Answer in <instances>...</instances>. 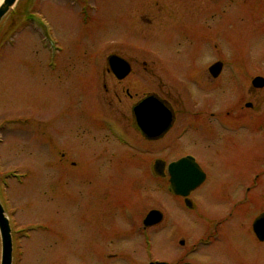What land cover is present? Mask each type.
I'll list each match as a JSON object with an SVG mask.
<instances>
[{
	"label": "rangeland",
	"instance_id": "obj_1",
	"mask_svg": "<svg viewBox=\"0 0 264 264\" xmlns=\"http://www.w3.org/2000/svg\"><path fill=\"white\" fill-rule=\"evenodd\" d=\"M19 1L0 30V200L12 264L193 263L205 255L183 256L194 236L177 246L181 232L172 240L168 231L178 228L170 224L142 227L151 208L177 211L186 230L198 225L178 214L150 164L189 150L208 172L203 191L231 190L237 176L247 185L258 176L251 190L264 191V86L251 85L264 77V0ZM112 52L133 66L120 83L103 71ZM218 59L223 73L210 80L207 67ZM149 90L187 111L245 112V139L205 148L193 129L179 136L177 120L165 138L144 141L130 126V105ZM88 114H101L103 125L91 129ZM263 199L240 208L245 218H229V237L213 243L219 264H264V241L250 227Z\"/></svg>",
	"mask_w": 264,
	"mask_h": 264
},
{
	"label": "flooded vegetation",
	"instance_id": "obj_2",
	"mask_svg": "<svg viewBox=\"0 0 264 264\" xmlns=\"http://www.w3.org/2000/svg\"><path fill=\"white\" fill-rule=\"evenodd\" d=\"M118 53V52H117ZM120 55V54H119ZM128 61V60H127ZM216 61H221V68L218 72H216L215 75L212 74L211 70L209 69V66H211L214 62ZM214 62H212L211 64H209V66L207 67V72L209 74V78L210 80H214L217 79V77L221 74L222 72V66H225L224 62L222 60H215ZM100 66H102V64H100ZM224 68V67H223ZM70 71V70H69ZM105 73L109 72L110 75H112V77L115 79V82L120 83L121 81H123L125 78H127L132 72H133V66L129 61V70L128 72L123 76V77H117L113 71L111 70V67L109 65L108 62H106V65L104 64V70ZM228 72V74L230 75L228 70H225ZM223 73V72H222ZM204 80H206V78H204ZM209 82V81H206ZM210 84V82H209ZM104 88L106 89V84L103 85ZM264 86V84H263ZM192 89V88H190ZM214 89V88H212ZM127 91V90H126ZM206 91V90H202ZM115 95L117 94V91L114 93ZM128 96H131V94L128 93ZM148 95H152V97H158L159 100H162L165 105H167V107H169L171 109V113H172V119L170 122V126L167 127V129H164L165 131H163V133L156 138H145L144 135L137 129L135 128L132 123L133 122H137L139 121L134 113V106L144 97L148 96ZM154 95V96H153ZM250 101H243V105L242 106H251L252 103H250L249 105H247V103ZM179 105V107H178ZM178 107V108H176ZM239 107H241L239 105ZM100 113V112H99ZM89 115V114H88ZM245 112H235L232 109L229 110H225L224 113L222 114V116H218V114H215L214 112H209L206 113L205 111L202 110H196V111H187L184 109L183 107V101L181 100H171L169 97L164 96V94H160L156 91H146L144 92L141 96L137 97L130 105V126L132 127V129H134V131L136 132V134H139L141 136V138L144 139V141H148V142H154L157 140H161L162 138H165L169 132L173 129V127L176 125L177 120H180V132H179V136H183L186 134V132L188 130L193 129L195 132L193 134H197V132H199L198 134L202 136V143L204 145V147L206 148L209 145L213 146H217V144L220 143H225L226 147H228V149H230L231 147V141H232V136H234L235 134H239L241 135V138L245 139ZM90 117H92L94 119V124L93 127L91 129H98L96 124L100 123V125L103 123L100 122V118L102 117V115L100 114L98 117L95 118V115H89ZM237 117L240 118V121L235 122L234 118L237 119ZM116 122H119V119H116ZM239 124V125H238ZM232 125H238L233 127ZM232 126V127H231ZM100 129V127H99ZM239 129H242L241 132H238ZM193 138V137H191ZM189 142H193L194 139H192L190 141V139H188ZM55 145V144H54ZM244 155H245V148H244ZM243 155V163L245 165V156ZM186 158L189 161H193L199 168L200 170L203 172L204 177L199 181V183H197V185L195 187H192L190 189L187 190V193H179V192H175L172 189H170V185H171V172L169 169V164L173 161H177L181 158ZM191 157V158H189ZM157 160H161L162 161V173L161 174H154L152 171V166L155 164V162ZM151 167V172H152V176L155 178H158L162 181V187L164 188L165 193H167V195H169L170 197H172L175 200V209L178 210V214L180 215L179 212L186 214L187 212L190 214V217L186 216L188 218V220H190L189 222L193 225L198 224L197 227L195 226L193 228V230H191V228H189L188 230L184 229V227L187 226V222H184L183 220H181V217H175L176 212H173L174 210H171L170 213H165L163 212V210H160L162 213V217L161 220H159L157 223H154L152 225H148V226H144L142 224V227L144 228H152L158 224L163 223V227L165 228L167 225L170 224L171 228H178L177 229V233L174 232L171 233L169 232V235L171 236V239L173 240L175 238V235H178L181 232V235L176 238L175 240H177V246L180 247H184L186 244V233L187 236L189 237L190 235L194 236L193 237V242H191L185 250L184 255L187 254H191L193 252L195 253H199L202 252V250H204L206 252V254L203 256L200 255V257H197L198 254H194V261L193 263L185 260V261H181L178 260L176 262H171L170 260H166V259H154V261H165L168 262L169 264H219V261H221L219 258L218 260L215 259V253H217V251L215 250L213 243L216 241V239L218 238V240H226L229 237V231L226 228L228 225L227 221L231 218L236 217V215L239 216V218L237 219H242L245 217H242L241 214V209L245 210V206L246 208H249V204L251 203L252 199H254V197H262L264 198V191H254L251 190V188H257L258 185H260L259 181L257 178L258 176L257 173H255L254 176H256L255 178H253V183L251 185H247L245 184V176L240 178L241 176H237L236 178V184L235 186L232 187L231 190L229 189H218V190H207V191H203L205 188V185L207 184L208 181V172L206 170V168L203 167V164L197 159V156L194 155L192 152L185 151L183 154H178L172 158H168V159H164L163 157H154V160L152 161V163L150 164ZM263 173V171H262ZM240 188V190L237 191V189ZM185 188L183 187L181 190H184ZM235 194H239V196H236L234 198ZM217 199V203H219L222 200V204L225 206L224 209L221 211H216V207L214 205V199ZM219 200V202H218ZM264 202V199H263ZM256 211V213L252 216L251 220H250V227L252 229V234L253 236L258 240V241H264V239H259V237L256 235L255 231L253 230V221L256 217V215H259L260 213L264 212V205H262L261 207L257 208V206L253 207ZM153 209V208H151ZM158 209V208H157ZM224 213L225 215L222 218L221 221L216 222V218L214 220H212L211 216H216V214L219 213ZM171 214V215H170ZM242 217V218H240ZM176 218V219H175ZM143 219V218H142ZM243 221H241L242 224ZM227 224V225H226ZM169 226V227H170ZM212 226V227H211ZM209 228V229H208ZM199 230V231H198ZM201 234V235H200ZM197 235V236H196ZM176 246V247H177ZM180 257V256H179ZM179 259V258H178ZM153 261V260H151ZM243 261V260H242ZM150 261H148L149 263ZM241 264H244L241 262Z\"/></svg>",
	"mask_w": 264,
	"mask_h": 264
},
{
	"label": "water",
	"instance_id": "obj_3",
	"mask_svg": "<svg viewBox=\"0 0 264 264\" xmlns=\"http://www.w3.org/2000/svg\"><path fill=\"white\" fill-rule=\"evenodd\" d=\"M17 0H0V23L3 17L14 6ZM107 62L111 70L117 77H123L129 70V62L118 55V53H111L108 55ZM221 61L214 62L209 69L212 74L220 70ZM253 86L260 87L264 84V78L260 75L253 77ZM154 96V95H153ZM250 102L247 103L249 105ZM134 113L139 121L133 122L132 125L137 128L145 138L159 137L164 129L170 126L172 119V111L162 100L158 97L148 95L141 99L133 108ZM191 158V157H189ZM171 172L170 189L175 192L187 193V190L195 187L197 183L204 177L203 172L193 162L186 158H181L169 164ZM154 173H162V161L157 160L152 166ZM184 190H181L182 188ZM162 213L159 209L153 208L147 211L143 218V224L151 225L161 220ZM253 230L259 239H264V212L256 215L253 221ZM13 260V241L12 231L9 218L5 212V208L0 201V264H12ZM150 264H168L164 261L150 262Z\"/></svg>",
	"mask_w": 264,
	"mask_h": 264
},
{
	"label": "trees",
	"instance_id": "obj_4",
	"mask_svg": "<svg viewBox=\"0 0 264 264\" xmlns=\"http://www.w3.org/2000/svg\"><path fill=\"white\" fill-rule=\"evenodd\" d=\"M1 28H2V23H0V30H1Z\"/></svg>",
	"mask_w": 264,
	"mask_h": 264
}]
</instances>
